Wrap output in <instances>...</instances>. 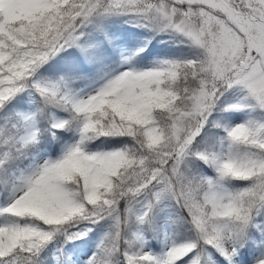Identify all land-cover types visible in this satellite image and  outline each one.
<instances>
[{
  "label": "snow or ice",
  "instance_id": "obj_1",
  "mask_svg": "<svg viewBox=\"0 0 264 264\" xmlns=\"http://www.w3.org/2000/svg\"><path fill=\"white\" fill-rule=\"evenodd\" d=\"M0 264H264V0H0Z\"/></svg>",
  "mask_w": 264,
  "mask_h": 264
}]
</instances>
